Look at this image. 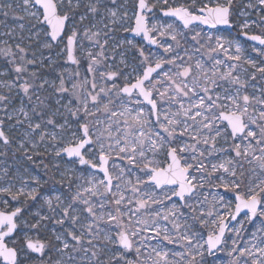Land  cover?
Masks as SVG:
<instances>
[{
	"label": "snow or ice",
	"instance_id": "obj_1",
	"mask_svg": "<svg viewBox=\"0 0 264 264\" xmlns=\"http://www.w3.org/2000/svg\"><path fill=\"white\" fill-rule=\"evenodd\" d=\"M0 264H264V0H0Z\"/></svg>",
	"mask_w": 264,
	"mask_h": 264
},
{
	"label": "rangeland",
	"instance_id": "obj_2",
	"mask_svg": "<svg viewBox=\"0 0 264 264\" xmlns=\"http://www.w3.org/2000/svg\"><path fill=\"white\" fill-rule=\"evenodd\" d=\"M252 55H255L254 53Z\"/></svg>",
	"mask_w": 264,
	"mask_h": 264
}]
</instances>
